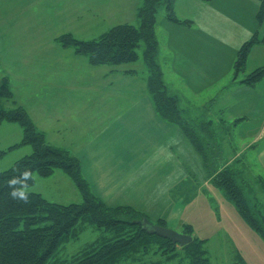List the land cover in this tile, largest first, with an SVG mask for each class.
Returning a JSON list of instances; mask_svg holds the SVG:
<instances>
[{
	"label": "rangeland",
	"instance_id": "374dc122",
	"mask_svg": "<svg viewBox=\"0 0 264 264\" xmlns=\"http://www.w3.org/2000/svg\"><path fill=\"white\" fill-rule=\"evenodd\" d=\"M30 1L32 0H24L21 3ZM222 1L227 3V0H195L191 3V9H182L180 16L175 3V12L179 18H193L191 20H194L195 28L213 38L205 35V38L194 36L187 39V32L183 35L179 30L172 32L170 27L183 28V31L189 29L170 24L165 7L160 9L159 53L161 61L164 56H168L169 64L164 80L169 94L179 96L183 118L190 121H196L197 118L199 121L213 120L212 126L219 139L222 158L230 164L234 163L233 166L241 171L243 178L253 184L251 188L264 206V158H258V146L261 144L255 132H248L258 131L264 122V95L261 94L264 92V80L259 93L255 88L241 84L244 77L264 67V45L252 50L245 73H240L233 87L236 63L234 59L237 60V55L235 57L229 47L232 46L230 42L238 38V33L230 30L224 23L221 28L220 20L212 12L217 10L215 7L220 10L224 8ZM9 3L10 9L16 11V2L9 0ZM248 3L250 5H245L247 11L243 9L242 13L247 25L250 20L257 22L256 16L260 8L253 0ZM142 4L143 0H35L17 18L9 32L6 30L5 21L0 19V88L3 84H8L13 94L12 99L0 96V109L14 110L23 107L38 129L45 133L48 144L66 149L65 151L68 150L77 157L79 150L87 147L93 137L98 135L97 125L103 126L104 123L120 118L128 110L122 102H118L121 97L119 89L111 96L118 103L114 105L108 100L112 86L119 81L116 73L135 70L144 77L149 76L143 62L145 45L141 44L138 49L139 61L135 64L93 67L86 57L76 55L71 48H63L56 39L64 34H71L77 40L91 41L118 25L130 24L139 27L138 10ZM262 27L264 38V26ZM179 51H189V54L195 52L196 56H189L188 62L190 65L199 61L200 63L194 68L181 71L178 65ZM206 53L209 59L212 56L213 66L216 67L212 75L208 73L211 67ZM188 84H191V88L186 87ZM137 91V88L132 87L125 90L124 95L129 96ZM68 97V106L73 111L65 113L64 101ZM58 109L63 115H60ZM105 114L112 115L110 120H105ZM243 118V122L234 125L235 121ZM61 119L64 123H61ZM59 121L60 125L57 126ZM65 124L68 129H65ZM76 125H82L80 129L93 133L87 135L88 140L80 149L81 137L74 131L77 129ZM108 127L105 124L104 128ZM23 135V128L18 124H0V149L8 150L13 144L20 142ZM187 142L193 149L188 140ZM32 151L31 146H25L1 158L0 173L7 171L14 162L30 155ZM193 151L195 152L194 149ZM195 154L197 155L196 152ZM198 158L203 169L204 163L199 156ZM204 176L208 178L207 171L200 180H204ZM238 177L240 181V176ZM30 191L40 193L49 202L59 205L83 202L73 181L59 170L46 179L35 175V185ZM121 192L124 193L122 190ZM131 192L138 196L129 200V203L144 207L151 214L150 220L156 221L160 207H156L153 200H144L143 203L141 198L140 192L147 195L148 187L138 184ZM173 196H185L187 200L175 205L173 211L178 212L173 216L160 218H166L171 230L182 234L186 226L190 225L193 237L208 240L206 250L211 264H234L238 261L245 264H264V241L244 222L237 207L225 196L222 189L214 187L211 182L205 186L202 182V187L192 183ZM247 196L253 197L248 192ZM177 215L184 217L183 223L175 221L179 219ZM153 221H150L151 224H154ZM182 225L185 227L182 228ZM100 237L101 232L88 227L78 239L60 249L58 260L71 259ZM134 260L130 258L126 264H182L177 263V260L167 262L153 252L137 262Z\"/></svg>",
	"mask_w": 264,
	"mask_h": 264
},
{
	"label": "trees",
	"instance_id": "16d2710c",
	"mask_svg": "<svg viewBox=\"0 0 264 264\" xmlns=\"http://www.w3.org/2000/svg\"><path fill=\"white\" fill-rule=\"evenodd\" d=\"M175 3L176 0H143L138 10L139 27L118 25L91 41L77 40L71 34H64L56 41L65 49H73L76 55L86 57L93 67L135 64L139 61L137 51L144 44L143 62L149 73L147 90L158 116L183 133L202 159L211 183L223 190L225 196L237 207L244 222L264 241V206L251 188L253 184L243 178L241 171L233 166L234 163L230 164L222 158L223 152L212 126L213 120L199 121L197 118L196 121H190L183 118L179 98L169 94L164 82L158 62L160 47L157 28L160 9L165 7L170 24L192 27L191 21L182 20L176 15ZM256 17L255 34L237 53L234 83L240 73H245L253 48L264 44V38H259V30L264 23V0L260 1ZM244 78L242 85L257 87L264 80V67ZM0 96L13 98L8 84L1 86ZM243 121L239 119L234 125ZM5 122L20 125L24 135L18 144L0 151V159L25 146H31L33 151L0 173V264H126L130 258L137 262L152 252L167 262L177 260V263L182 264H211L206 250L208 240L193 237L190 225L186 226L182 234L191 236L193 241L184 247L174 245L143 229L141 222L148 219L144 213L128 206L111 207L96 197L83 176L80 160L68 151L48 144L45 133L36 127L23 107L0 109V124ZM26 170H30L34 178L37 175L44 179L58 170L63 172L73 181L83 202L59 205L31 191L29 203L14 201L9 195L8 181ZM247 192L253 197L247 196ZM154 224L168 228L165 219ZM88 227L101 232V237L71 259L58 260L60 249L78 239ZM234 264L245 263L238 261Z\"/></svg>",
	"mask_w": 264,
	"mask_h": 264
},
{
	"label": "crops",
	"instance_id": "0c3cea01",
	"mask_svg": "<svg viewBox=\"0 0 264 264\" xmlns=\"http://www.w3.org/2000/svg\"><path fill=\"white\" fill-rule=\"evenodd\" d=\"M13 1H15L17 5L16 11L10 9L11 4L9 3V0H2L0 2V19L5 21L4 24L8 32L17 21V18L25 13L27 7L30 6L31 2L33 4L35 0L28 3H21V1L24 0ZM248 1L249 0H227V3L222 1V5H224L222 10L217 7H215L217 10L211 9L216 15V19L220 20L219 24L221 28L224 23L230 30L238 33V38L233 39L230 42L232 43V46L229 47L235 57L243 44L248 42L256 31V21L254 22V20H250L247 25L242 17V13H244L243 9L247 11L245 5H250ZM253 1L257 2V5L260 6L261 0ZM192 2H195V0H176L178 16L181 15L183 8L191 9ZM51 8L53 9V4ZM234 14L236 15L233 18L232 16ZM180 19L191 21L192 27L188 28L189 31H183V28L179 27H176V29L170 27V29L172 28V32L174 30H179L182 35L187 32V39L194 36L205 38V35L209 38H213L208 33L197 30L195 28L194 20H191L193 18L183 16ZM262 28L263 27L259 30L260 39H262L263 36ZM262 45L264 44L257 46ZM179 53L180 58L178 60V65L181 71L194 68L200 63L199 61L194 65H190L188 62L189 56H196L195 52L189 54V51H179ZM159 56L158 62L163 72V79H165L169 67L168 56H164L162 61L160 53ZM206 56L211 67V71L208 73L212 75L211 73L213 69L216 70V67L213 66L214 63L212 62V56H210V59L207 53ZM234 61H236V59H234ZM128 72L116 73L119 77V81L112 86L108 98L109 103L112 102L115 105L118 102H122L128 110L121 114L120 118H115L111 122L104 123L103 126L97 125L99 128L98 135L93 137L92 142L87 147L83 150H79L77 158L81 162L83 176L89 183L91 190L96 197L111 207H133L144 213L149 221H153L149 218L151 214L144 207L139 205L133 206L134 204L129 203V200L138 196V194L131 192L135 186L138 184H145L148 187L149 192L147 195L140 192L142 193V202L145 203L144 200H153L156 207H160V210L158 208L157 213L159 217L156 221H153L156 223L160 219L166 220V218H160L162 216H173L175 212H178L173 211L175 205L180 201L187 200L185 196H173L174 193L184 190L192 183L202 187V182L203 186H205L211 181L205 176L203 177L204 180H200L206 171L204 168H201V160L190 147L183 133L177 127L166 123L158 116L151 97L149 96L147 83H145V79L148 80V76L144 77L138 72H135V74H129ZM261 83L262 82H260V85L258 84L257 87H254L258 93L259 89L261 87L263 88ZM235 84L236 83L232 86L234 87ZM132 87L137 88L138 91L131 93L129 96H125L124 91H127ZM186 87L191 88V84H188ZM116 89H119L121 95L118 102L116 101V98L111 97L115 94ZM63 94L64 92L61 93V95ZM261 94L264 95V92ZM176 96L179 97L178 95ZM68 99L69 97L64 101L65 113L73 111L68 106ZM58 111L60 115H63L61 110L58 109ZM59 113H57L58 116ZM111 117L112 115L105 114V120H110ZM60 121L61 123H64L63 119ZM60 121L57 122V126L60 125ZM105 124L109 126L106 129L104 128ZM36 127L38 128L37 125ZM81 127L82 125H76L75 128L77 129L74 130L81 137L79 149L86 144L88 140L87 135L92 133L89 130L80 129ZM65 129H68L66 124ZM257 130L258 131L249 130L248 132L249 134L256 133L257 140L261 144L258 146V158L263 159L264 122ZM245 135H247V133ZM0 151L5 150L0 149ZM12 152L8 154H11ZM121 190L124 191V193H122ZM176 217L179 216L177 215ZM180 218L181 217L175 221L183 223L184 217ZM183 226L184 225H182V227Z\"/></svg>",
	"mask_w": 264,
	"mask_h": 264
},
{
	"label": "clouds",
	"instance_id": "9594fccd",
	"mask_svg": "<svg viewBox=\"0 0 264 264\" xmlns=\"http://www.w3.org/2000/svg\"><path fill=\"white\" fill-rule=\"evenodd\" d=\"M35 183V178L30 170L22 172L19 176H14L8 181L10 197L17 202L27 204L30 202V189Z\"/></svg>",
	"mask_w": 264,
	"mask_h": 264
},
{
	"label": "water",
	"instance_id": "95a60500",
	"mask_svg": "<svg viewBox=\"0 0 264 264\" xmlns=\"http://www.w3.org/2000/svg\"><path fill=\"white\" fill-rule=\"evenodd\" d=\"M143 229L150 235H156L162 239H166L172 242V244H179L184 247L193 241V238L188 235L180 234L174 230L160 227L158 225L151 224L148 219L141 222Z\"/></svg>",
	"mask_w": 264,
	"mask_h": 264
}]
</instances>
